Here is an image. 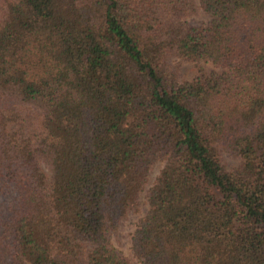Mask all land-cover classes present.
I'll return each mask as SVG.
<instances>
[{"label": "trees", "instance_id": "obj_1", "mask_svg": "<svg viewBox=\"0 0 264 264\" xmlns=\"http://www.w3.org/2000/svg\"><path fill=\"white\" fill-rule=\"evenodd\" d=\"M141 198L136 264H264V0H0V264H133Z\"/></svg>", "mask_w": 264, "mask_h": 264}, {"label": "rangeland", "instance_id": "obj_2", "mask_svg": "<svg viewBox=\"0 0 264 264\" xmlns=\"http://www.w3.org/2000/svg\"><path fill=\"white\" fill-rule=\"evenodd\" d=\"M196 19L198 20H205L206 16L201 14L200 16H197ZM180 74L182 79L185 80H191L196 73V68L191 63H181L179 66ZM206 70H211L212 67L209 64H206L205 66ZM224 164L227 167L235 166L239 163L238 158H232V157H224ZM161 164H158L155 166L153 172H152V179L157 174V172L161 168ZM142 199V205L140 207L139 212L137 213H129L125 220H123L119 226V229L116 233H113L111 235V242L114 247H116L118 250H120L124 255H126L133 264H136V261L132 257L131 253V235L134 231L135 225L139 219L140 216H142L146 211V205H144V198Z\"/></svg>", "mask_w": 264, "mask_h": 264}]
</instances>
